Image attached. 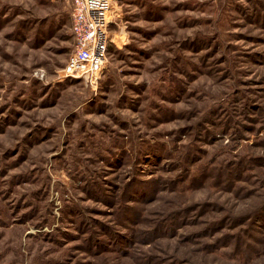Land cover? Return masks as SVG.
Masks as SVG:
<instances>
[{
	"label": "rangeland",
	"instance_id": "1",
	"mask_svg": "<svg viewBox=\"0 0 264 264\" xmlns=\"http://www.w3.org/2000/svg\"><path fill=\"white\" fill-rule=\"evenodd\" d=\"M72 0H0V264H264V0H121L94 77Z\"/></svg>",
	"mask_w": 264,
	"mask_h": 264
},
{
	"label": "built area",
	"instance_id": "2",
	"mask_svg": "<svg viewBox=\"0 0 264 264\" xmlns=\"http://www.w3.org/2000/svg\"><path fill=\"white\" fill-rule=\"evenodd\" d=\"M121 0H72L71 34L74 49L64 73L91 78L102 69L111 42L109 27L114 7Z\"/></svg>",
	"mask_w": 264,
	"mask_h": 264
}]
</instances>
